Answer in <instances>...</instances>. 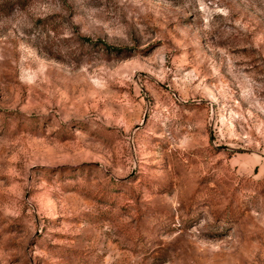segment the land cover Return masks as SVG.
I'll use <instances>...</instances> for the list:
<instances>
[{"label": "rangeland", "instance_id": "374dc122", "mask_svg": "<svg viewBox=\"0 0 264 264\" xmlns=\"http://www.w3.org/2000/svg\"><path fill=\"white\" fill-rule=\"evenodd\" d=\"M0 264H264V0H0Z\"/></svg>", "mask_w": 264, "mask_h": 264}]
</instances>
